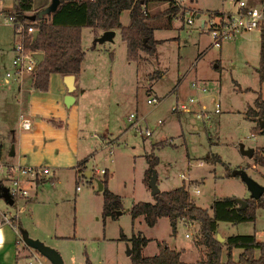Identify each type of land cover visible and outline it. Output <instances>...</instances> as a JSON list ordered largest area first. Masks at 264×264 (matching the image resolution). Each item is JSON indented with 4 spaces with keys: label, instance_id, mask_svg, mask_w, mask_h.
<instances>
[{
    "label": "rangeland",
    "instance_id": "rangeland-1",
    "mask_svg": "<svg viewBox=\"0 0 264 264\" xmlns=\"http://www.w3.org/2000/svg\"><path fill=\"white\" fill-rule=\"evenodd\" d=\"M15 1L0 0V89L5 90L14 87L4 84L3 75L7 71L5 67L11 69L8 47L17 40L15 26L7 21ZM245 1L260 7L257 0ZM45 3L47 0H33V10L27 15L45 7ZM184 3L197 10L199 16L196 14L193 22L188 24L187 14L183 18L178 15L170 28L156 32V38H165L156 46V54L143 51L137 61H127L126 46L117 31L112 40L99 43V53L88 52L85 57L83 77L86 85L95 83L97 86L72 107L64 106V112L76 114L84 128L86 137L82 140L86 147L81 155L97 150L94 159L87 160L91 176L82 173L76 177L74 170H62L61 173L57 170L53 181L46 179L34 183L37 196L27 201L19 213L29 237H37L34 239L55 249L64 264H132L131 243L120 236L122 233L130 237L133 231L149 239L142 248L143 256L156 254L158 241L181 252V261L194 260L198 253L193 245L199 230L197 222L193 225L178 223L175 234L166 219L149 227L138 218L132 225L129 213L132 204L152 198L146 180L150 168L148 157L157 158L153 171L160 190L181 185L192 188L197 184L200 192H190V196L197 206L209 213L216 199L251 198L247 185L234 174L235 170L244 169L264 186V179L259 176L264 177V167L252 169L253 159L241 152L263 141L255 123L243 114L247 105L252 104L259 82L254 71L258 65V48L234 46L227 44L228 40L222 43L221 49L211 46L207 27H202L200 22L207 18L209 10L232 9L233 1L184 0ZM150 14L153 16L155 12ZM20 21L25 25L31 22L28 19ZM121 21H127L126 13ZM86 32L84 46L87 44ZM107 49L113 50V59ZM215 64H218L217 68H214ZM195 78L206 82L207 92L191 88L190 83ZM247 86L249 90L245 88ZM153 97L158 102L148 104L147 99ZM190 97L198 98V102L189 106L191 112L172 110L176 102H187ZM216 103L220 105L219 113H214ZM201 107L212 111L210 119L204 122L195 117ZM131 113L135 114L138 126L129 120ZM145 130L151 135L145 136ZM93 133L96 137L90 138ZM103 142L111 143L112 153L103 147ZM211 155H218L220 162H206V157ZM102 162L109 170V190L121 198L119 215L102 214L103 195L98 189V180L103 176L94 170L100 168ZM0 209L13 212L14 206L0 198ZM219 228L230 234H254L264 242V207L255 208L254 221L236 224L220 221ZM5 230L7 239L19 238L11 228L5 227ZM186 233L190 236L186 237ZM16 246L20 248L18 253ZM24 250H27L25 255ZM6 252L9 256L4 255ZM233 253L237 258L238 250ZM29 255V247L12 239L0 251V264H27Z\"/></svg>",
    "mask_w": 264,
    "mask_h": 264
},
{
    "label": "trees",
    "instance_id": "trees-1",
    "mask_svg": "<svg viewBox=\"0 0 264 264\" xmlns=\"http://www.w3.org/2000/svg\"><path fill=\"white\" fill-rule=\"evenodd\" d=\"M145 0H59L57 8L36 17L27 25H32L39 33L36 39L26 40V46L43 54L32 74L33 85L40 91H47L49 78L52 73L60 75L78 74L84 51L81 47V31L88 27L94 31L114 30L120 28L122 40L126 43L128 61H137L140 52L144 51L153 55L156 51V40L153 37V28L148 23L149 14L144 8ZM46 7V6H45ZM40 7L33 14L38 15ZM33 10V0H16L12 14L19 20H26L27 13ZM124 10L130 12V22L126 26L120 25V14ZM146 39L145 43L143 40ZM260 83H264V25L260 26L259 63L256 69ZM245 116L252 121L260 118L264 120V101L260 93L255 98L253 105L248 106ZM255 129L264 135L259 122ZM150 168L146 173L149 181L157 158H147ZM253 162L264 167V147L254 150ZM220 162L218 155L206 157V162ZM86 160L78 163L83 168ZM108 171L98 181L102 184L104 216H115L122 209L119 195L109 190ZM247 206L238 208L235 198L223 197L213 201L209 213L208 210L197 206L189 191L184 185L170 190L160 191L153 196V201H138L129 209L132 225L142 217L144 223L152 227L158 218L166 217L169 220L172 234L176 233L177 224L180 221H194L198 223L199 230L195 238V244L203 246V256L194 263H186L180 260L181 252L169 248L157 241L158 251L152 256H143L142 248L149 239L140 232L133 231L130 238L121 233V239L131 243L132 264L156 263V264H264V242H259L254 234H231L223 242L216 238L218 224L227 221L233 224L254 221L255 208L264 207V193L257 199H245ZM226 249V259H222L223 250ZM240 249L236 260L232 257V250Z\"/></svg>",
    "mask_w": 264,
    "mask_h": 264
},
{
    "label": "crops",
    "instance_id": "crops-1",
    "mask_svg": "<svg viewBox=\"0 0 264 264\" xmlns=\"http://www.w3.org/2000/svg\"><path fill=\"white\" fill-rule=\"evenodd\" d=\"M231 1L234 2V7L232 9H225V10L221 9V11H217V12L227 13V12L235 11L237 8V4L235 0H231ZM252 1L256 2V0H252ZM257 2H260V0H257ZM14 3H16V1ZM45 4L46 6L49 5L50 0H47V3ZM186 7L190 8L189 6ZM144 8L145 11L150 16L148 23L153 28V37L156 40V46L159 45L161 41L165 40V38L162 37L156 38L154 34L160 30L170 28L172 26V20L174 18H176L178 15L183 18L184 17L183 15L185 14L182 7L173 5L170 2V0H145ZM192 10L195 9L192 8ZM151 11H154L155 15L152 16L150 14ZM209 11H216V10H209ZM29 13L31 12H28L27 14ZM124 13H126L127 21H125V23H122L121 17ZM129 22H130L129 10L122 11V13L120 14V25L126 26L129 24ZM85 31H87L86 32L87 44L84 46L83 40H84ZM113 31H114V35L112 36V38H114L117 31H119L120 34V28L114 29ZM103 32L104 31L101 30L94 31L93 29L88 27L83 28L81 31V47L84 51V57L81 62L80 72L74 75L75 91L71 94L73 96V102L70 105V107H72L73 104L78 99H80V97L84 96L86 92L87 93L91 92L97 86L95 83L91 85H86V81L83 77L84 75L83 63L88 52H90L92 55H95L96 53L100 52L99 43L101 42L99 41V39L103 35ZM14 37L15 35L13 36V38ZM226 42L227 44H233L234 46H241L242 48L253 47L255 49V47L257 46L258 63H259L260 28L236 35L228 39V41ZM222 45L220 49L222 48ZM13 46H14V42L12 43L11 46L8 47L11 53L10 54L11 60L14 54ZM107 51L109 57L113 59V50L107 49ZM156 52H157V48L154 54H156ZM140 58H141V54H140ZM126 59H127V52H126ZM217 67L218 64H215L214 68ZM257 67H255L254 69L256 74H257L256 72ZM7 68L9 67H5L4 70H8ZM31 76L27 75L24 76L19 81L12 82L11 85L14 86L12 87V89H6V90L0 89V161L6 163H12V164L20 163L25 165L48 167L52 172V176L49 179L51 181H53L56 178L55 174L57 170L59 173H61L62 170H69V169L74 170V176L76 177H79L78 175L81 176L82 173L86 174V176H91V170H89V168L87 167V160L94 159L97 150L86 156L81 155L82 149L86 147V144L83 142L82 139L85 138L86 136L84 135V128L82 127V124L78 120L76 114H68L64 112V106H66L64 104V97L67 94V90L63 82V75L52 73L49 78V86L47 91H40L36 89L33 85ZM202 80L203 79L195 78L190 83L191 88L195 89L193 87V84L195 82H197L199 85L207 86L206 82ZM97 88H99V86ZM239 88L241 89L242 87L239 86ZM245 88L249 90L250 87L247 86ZM188 89L191 90L190 87H188ZM254 92H255V97L253 99V102L259 93L262 97V100L264 101V83H260L259 81L257 89H254ZM253 102L251 105H247V107L244 109L243 111L244 117H246L245 116L246 109L248 108V106H252ZM22 118L29 120L30 126L28 128L21 127L20 124ZM253 122L256 125L257 121H253ZM93 135L94 137H96V134L93 133L92 135H90V138H93ZM262 137H263L262 143L260 145H257L256 147H260V148L264 147V135H262ZM90 145L92 146L91 143ZM256 147H252V148H256ZM82 160H86V162L84 163L83 168H80L78 167V163ZM250 166L254 170H257L258 168V165H256L254 162ZM106 168L109 174L108 167L106 166ZM259 176L264 179L263 176L261 175ZM23 183L30 191V195L28 196V198L26 200H23V202L18 203V206H22L24 210L26 202L27 201L30 202L31 199L37 196L35 195L36 192L34 190L35 188L33 187L35 185L34 183L37 182L32 181L30 179H26L23 181ZM2 193H0V198H2L1 196ZM151 197L152 198L150 201H153L152 194ZM16 210L17 208L14 205V211L12 213H14ZM23 210H21L20 212H22ZM20 212H18V217L16 218V226L14 228H11L10 226L7 225H0V251L4 248L7 242L12 241V239L15 241V243H18V241L20 240L22 242V245L24 244L26 245L24 238L25 236L29 237V235L27 230H25L22 221L19 218ZM161 219H166V222L169 223L168 218L160 217L158 218L156 224ZM140 221H143L142 217H140ZM178 223L184 224L183 221H180ZM5 227L11 228L14 234L19 238L16 239V237L14 238V236H12V238L7 239ZM219 232L224 235L223 236L224 240L229 235H231L226 231L222 232L218 224V233ZM130 237L126 236V238H130ZM31 238L34 239L37 237H31ZM257 241L259 240L257 239ZM126 242L128 243L127 240ZM193 245L197 249L198 253L193 261H189L187 263H194L203 256L204 247L198 246L194 242ZM19 249L20 248L16 246L17 253ZM27 250H24L25 251L23 252L24 255L27 252ZM234 250L235 249L232 250V257L234 255L233 253ZM237 250H238V254H237L238 257L241 250L240 249ZM157 251L155 253H157ZM226 252L227 250L224 249L222 254V259L224 255L226 257ZM4 255H8V253L6 252L4 253ZM19 255L21 254L19 253ZM234 257L233 259L236 260L237 259L236 256Z\"/></svg>",
    "mask_w": 264,
    "mask_h": 264
},
{
    "label": "built area",
    "instance_id": "built-area-1",
    "mask_svg": "<svg viewBox=\"0 0 264 264\" xmlns=\"http://www.w3.org/2000/svg\"><path fill=\"white\" fill-rule=\"evenodd\" d=\"M173 5H177L183 8L185 14H187L186 21L188 24L193 22L192 18L197 14L196 10L187 8L184 4V0H170ZM237 8L233 12L221 13L217 11H207L206 19L201 20V26L207 27V32L210 36L211 46L220 48L222 43L236 35L260 28L264 22V0H260V7L247 3L245 0H235ZM199 16V14H197ZM7 21L15 26L16 42L13 46V58L11 60V69L7 70L4 74L3 82L5 85H10L14 81L21 80L24 76L32 75L37 67L36 54L39 53L36 50L28 48L26 46V40L35 31L32 25H25L21 22L16 15L8 14ZM193 87L199 92H207V86L199 85L197 82L193 84ZM158 100L156 98L147 99L148 104H155ZM198 102V98L190 97L187 102H176L172 106L173 111L191 112L189 106ZM220 112V105L215 104L214 113ZM212 111L207 110L205 107H201L198 112H195V117L198 120L206 121L210 119ZM135 114L129 115V120L134 122L135 126H138ZM21 127L28 128L30 126L28 119H21ZM145 136L151 135L149 130L143 132ZM253 138H255L253 136ZM103 147L108 148L111 152V143L103 142ZM201 165V163H199ZM96 173L102 176L107 171L104 162L101 163L100 168L94 169ZM52 172L48 167L44 166H32L20 163H6L0 161V193L3 190L6 191L8 196L13 200L12 206H16L17 210L7 212L0 209V225H7L11 228L16 226V218L18 212L23 210L22 206H18L19 201L26 200L28 198L29 190L24 185L23 181L30 179L32 181L40 182L46 179H50ZM183 177V175H181ZM192 182L189 184L191 185ZM189 193L197 194L200 192L198 185L194 184L191 188L185 187ZM184 222V221H183ZM194 221H185L184 225H193ZM186 237L190 234L186 233ZM29 256H27V264H49V261L41 255L37 250L30 248Z\"/></svg>",
    "mask_w": 264,
    "mask_h": 264
},
{
    "label": "water",
    "instance_id": "water-1",
    "mask_svg": "<svg viewBox=\"0 0 264 264\" xmlns=\"http://www.w3.org/2000/svg\"><path fill=\"white\" fill-rule=\"evenodd\" d=\"M58 3H59V0H51L50 4L47 5L45 8H43L42 10H40L38 15H35V14L27 15L26 19H28L30 21H35L36 17H42L44 14L53 12L57 8ZM38 33H39L38 30H35L33 32V34H32V40L33 41L36 39ZM113 35H114L113 30L104 31L103 35L100 37L99 41L104 42V41L111 40ZM145 41H146V39L143 40L144 43H145ZM36 58H37V63L39 64V62L43 58V54L37 53ZM74 79H75L74 74H67V75L63 76V82H64V84L66 86V90H67V94L64 97V104L66 106H70L73 102V96L71 94L75 91ZM259 125H260L262 132L264 134V120H260ZM253 151L254 150L252 148H249V149H242L241 152L244 156H246L248 158H252ZM234 174L239 175L241 177L242 181L247 185V188L251 194L252 199L257 200L264 193V186L259 184L253 178H251L246 173V171L244 169L235 170ZM156 180H157V175L154 171H152L151 176L149 178V187H150L152 196H154L160 192V190L156 184ZM98 189L99 190L102 189V184L100 181H98ZM1 196L9 205H12L13 200L8 196V194L6 193L5 190H3V193L1 194ZM235 200L238 203L239 209H243L244 207L247 206V202L245 199L235 198ZM119 214H121L120 210L116 212V215H119ZM216 238L220 242L224 241V238L219 233L216 234ZM24 241L28 247L37 250L41 255H43L50 262V264H64L60 254L55 249L44 244L40 240L25 236ZM127 253H128V255H130V249L129 248H128Z\"/></svg>",
    "mask_w": 264,
    "mask_h": 264
}]
</instances>
